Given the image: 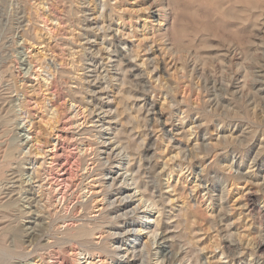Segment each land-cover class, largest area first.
I'll return each instance as SVG.
<instances>
[{"label":"rangeland","instance_id":"rangeland-1","mask_svg":"<svg viewBox=\"0 0 264 264\" xmlns=\"http://www.w3.org/2000/svg\"><path fill=\"white\" fill-rule=\"evenodd\" d=\"M221 4L237 10L239 21L221 14ZM225 48L232 51L222 71L216 59ZM39 62L51 75L46 86ZM81 77L90 94L79 97L105 113L97 123L89 105L78 118L87 119L83 135L67 109ZM13 99L21 117L7 113ZM2 116L12 119L5 127ZM101 124L102 139L130 143L110 163L129 170L127 185L113 189L132 196L125 208L112 204L117 209L94 243L120 233L107 241L120 246L114 259L123 264H264V0H0V144L25 147L14 151L18 159L0 191V205L16 207L11 225L21 228L26 256L9 264L84 262H75L82 258L74 256L77 243L56 244L46 230L51 218L65 220L51 228L57 238L78 225L83 194H97L92 219L114 202V192L100 201L99 183L84 181L78 164L77 140L91 145ZM29 156L42 164L37 179ZM87 158L91 166L94 155ZM124 219L134 227L115 223ZM132 228L141 233L125 232ZM118 239H136L124 258L127 246ZM226 241L231 253L222 248Z\"/></svg>","mask_w":264,"mask_h":264},{"label":"bare ground","instance_id":"bare-ground-1","mask_svg":"<svg viewBox=\"0 0 264 264\" xmlns=\"http://www.w3.org/2000/svg\"><path fill=\"white\" fill-rule=\"evenodd\" d=\"M64 1V0H63ZM155 1V0H154ZM229 1V0H228ZM41 2V1H40ZM163 2V1H162ZM195 2V1H194ZM205 2V1H204ZM227 2V1H226ZM237 2V1H236ZM228 3V2H227ZM103 5V4H102ZM210 5V4H209ZM104 6V5H103ZM44 7V6H43ZM209 7V6H208ZM145 8V7H144ZM225 6H223L222 4L220 5V7H218V10L220 11L221 14H223L224 16L227 15V14H232L234 16V19L237 20V22L239 21V18H238V15H237V10H231V11H226L224 10ZM235 8V6H234ZM44 9V8H42ZM160 9V8H159ZM237 9V7H236ZM163 9H161L162 11ZM203 10V9H202ZM77 11V10H76ZM241 11V10H240ZM71 12V10H70ZM75 12V11H74ZM148 12V11H147ZM164 12V11H163ZM166 12V11H165ZM164 12V13H165ZM231 12V13H230ZM78 13V12H76ZM82 13V12H81ZM67 14V12H66ZM70 14V13H68ZM154 14V13H153ZM205 14V13H204ZM70 15H73V14H70ZM79 14H77L78 16ZM156 16V15H155ZM231 17V16H230ZM229 17V18H230ZM64 18V17H63ZM81 18V17H80ZM162 20L163 21H166V14L165 16L162 15ZM233 18V17H232ZM76 20V19H75ZM86 20V19H85ZM230 20H232L230 18ZM81 21V20H80ZM77 22H78V19H77ZM82 22H83V19H82ZM111 22V21H110ZM170 22V21H169ZM76 23V22H75ZM81 23V22H80ZM82 24V23H81ZM77 25V24H76ZM234 26V24H233ZM78 27V26H77ZM80 27V26H79ZM84 27V26H83ZM240 27V26H239ZM83 29V28H82ZM239 30V29H238ZM109 31V30H108ZM71 36V35H70ZM116 37V36H115ZM165 37H163L164 39ZM166 40V39H165ZM169 40V39H168ZM163 42V41H162ZM257 45V44H256ZM82 46V45H81ZM116 46V45H115ZM261 48V47H260ZM73 49V48H72ZM146 49V48H145ZM234 50V49H233ZM259 50V49H258ZM83 51V50H82ZM232 50L230 49H227L225 48V50L221 53V54H218V58L216 59L217 62L219 64V67H220V70L224 71L226 67H228V64H227V61H228V57L230 56V52ZM136 52V51H135ZM73 53V52H72ZM76 55V54H75ZM130 55V54H129ZM79 56V55H78ZM93 56V55H92ZM232 57V56H231ZM35 58V56H34ZM74 58V57H73ZM107 58V57H106ZM132 58V57H131ZM133 58H137L136 57H133ZM161 58V57H160ZM239 58V57H238ZM124 59H126L124 57ZM207 60V59H206ZM84 61V60H83ZM209 60L205 61V62H208ZM25 61H23L24 63ZM204 62V64H205ZM214 62V61H213ZM22 63V62H20ZM22 63V64H23ZM129 63V62H127ZM132 63V62H131ZM143 63V62H142ZM130 64V63H129ZM203 64V65H204ZM40 65V68L38 69V71L40 72V77L42 78V82L44 83V85L46 86L49 81V78H50V74L47 72V67H44V65L42 63L39 62ZM80 65V64H79ZM132 65V64H131ZM217 65V64H216ZM227 65V66H226ZM133 66V65H132ZM239 66V65H238ZM236 68L237 69H241L240 66ZM86 67V66H85ZM154 67V66H153ZM218 67V68H219ZM72 68V67H71ZM83 68V66H82ZM133 68V67H132ZM139 68V67H138ZM78 69V68H76ZM84 69L86 68H83V71ZM227 70V69H226ZM94 71V70H93ZM140 72V71H139ZM241 72V71H240ZM43 73V75H42ZM76 73V72H75ZM142 73V72H141ZM10 74H11V77L14 76V72L13 70H10ZM63 74V73H62ZM237 74V73H236ZM65 75V74H64ZM240 75V74H239ZM135 76V75H134ZM145 76V75H144ZM242 76V74H241ZM161 77V76H160ZM239 77V76H238ZM70 78V77H69ZM96 78V77H95ZM104 78V77H103ZM72 79H73V76H72ZM75 79V77H74ZM86 79V78H85ZM240 79V77H239ZM83 77L79 78V82L80 83V87L79 89H77L76 91H69V95H68V98H69V102L67 103V109L69 111L68 114H70V120H72V124L70 125H74L75 129H77V131L80 133V135H83L84 133L82 131H88L87 129H80L82 126L85 125V123L87 122L86 118L83 116L82 120L83 122H79V119L78 118H81L82 115H84V110L89 106L91 105L90 109H88L89 113L88 115L91 117V115H94V118H96V122L97 123H103L102 122V118H100V114H105L104 111H102V107H99L97 103H94V102H87L86 101V98L82 97L80 98L79 96L83 94H88L90 91L88 90V88L85 87L84 83L86 82H83ZM94 80V79H93ZM13 81V80H12ZM78 81V80H77ZM83 82V84H82ZM71 83V82H70ZM16 84V82H15ZM88 84V83H86ZM76 85V84H75ZM67 86V84H66ZM106 86V85H105ZM135 86V85H134ZM163 86V85H162ZM104 88V87H103ZM120 88V87H119ZM102 89V88H101ZM65 90V89H64ZM168 91V90H167ZM171 91V90H170ZM110 92V91H109ZM11 93H16L15 94V97L18 95V91L17 89L12 91ZM90 94V93H89ZM92 94V93H91ZM140 96V95H139ZM91 99V98H90ZM114 99V98H113ZM16 102V99H13L12 102H10V107L7 111V113H12L13 117H21L22 115H24V112H23V107L22 106H19V108H17V105L15 104ZM78 104V105H77ZM168 104V103H167ZM77 105V106H76ZM171 105V104H170ZM87 110V109H86ZM20 111V113H18ZM120 112V111H119ZM118 112V113H119ZM6 115V114H5ZM52 116V115H51ZM104 117V116H103ZM2 124L3 126L5 127L7 124H9L11 122L12 119H8L6 118V116H2ZM113 118H116L113 117ZM22 120H25L27 118H21ZM93 119V117H92ZM112 120V119H111ZM89 121V120H88ZM91 123H92V120H90ZM148 122V121H147ZM88 124V123H87ZM95 124V122H94ZM160 125V124H159ZM98 126V125H97ZM105 125H99L98 126V133L97 135L93 136L95 137L93 139L92 142H89L92 143L91 145H88L86 144L82 139H78L77 140V147H76V150H78V164H82L84 165V167L81 169L83 170V176H82V179L85 181L87 179H90L92 177H94V179L92 178L91 180V183H99V188H100V195L102 196V199L100 201L104 202V200H106L108 194H111L112 192H114V196L116 198H114V202H110L109 203V207L110 209H107V208H103L99 214H98V218H89L88 215L90 213H92L93 211V204L95 203V197L97 196V194L95 193H91V196L88 198L86 195L87 194H83L80 198H85V200L83 202H80V208L81 210L83 211V214H82V217L77 220L79 223L78 225H76L74 228H69V227H66L64 229V231L60 232L61 233V236L60 238L58 237L57 238V234L55 233H52L51 232V228L52 226L54 225V223L56 222V220H60L62 219V217H59L58 219H52L51 218V225H50V228L49 225H48V229L46 230L47 234H48V237H51L52 239L54 238L55 239V243L56 244H63V243H66V242H74V243H77V253L74 255L76 258L77 256L78 257H82L81 259L79 260H75V262L77 263L78 261L80 260H83L84 262L82 264H93L92 263V259H94L95 256H101V254L104 256V257H109V259L112 261L111 262H115L114 264H123L124 261H122V259H114L116 258V256H119L120 253H118V250L120 248V246H117V247H114V244L116 243H113L112 241H107L109 238H113V236L115 235H120V233H108V236H107V239H102L100 240V242L98 243H94L92 237L95 235V233H101L105 227V225H107L108 223H110V218H109V215H110V211L113 210V209H117L114 207V203H118V208L120 207H124L125 205L123 203V201L127 198H130L132 196L129 195V194H126L125 196H123V193H124V189H122L121 187L120 188H116V189H113V187H115L116 185L117 186H126L127 184V181H128V178H127V175L126 173L129 172L128 169L125 170V172H121L123 171L122 166L119 164L117 165L116 167H113L114 165H112V163H110V160H112V156H119V154L121 152H126L127 150H129L128 146L130 147V143L128 144H125L123 141H120L118 140L117 136H115L117 138V140H115L113 144H111V141L110 139L108 140H105V139H102V132L100 133V131H103L105 130V128L103 127ZM143 126V125H142ZM111 127V126H110ZM145 127V126H144ZM148 128V127H147ZM80 129V130H78ZM108 129V128H107ZM119 130V129H118ZM120 131V130H119ZM78 134V133H77ZM114 135V134H113ZM147 135V134H146ZM190 135V134H189ZM128 136V135H127ZM77 137V136H76ZM78 138V137H77ZM80 138V137H79ZM84 139V138H83ZM89 141V140H88ZM87 142V141H86ZM13 143V141H12ZM11 143V144H12ZM10 143H7L5 142V144H0V191H1V188L5 187L8 183V177L6 175V173L10 170V168L12 167V165L15 164L16 160L18 158H16L14 156V151L15 150H19V153L22 154L23 153V150L25 149L24 148H21V146H17V149H15L13 147V145H11ZM95 147H93V146ZM25 146H28V145H25ZM33 146V145H32ZM195 146V145H194ZM140 147V146H138ZM137 147V148H138ZM31 148L33 147H30L28 148V152L27 154L28 155H32V152H31ZM137 150V149H136ZM195 150V149H194ZM90 151L89 155H94V158H93V161L92 163L90 164L91 166H89L88 164H85L86 161V158L89 156L88 155V152ZM196 151V150H195ZM128 152V151H127ZM131 152V150H130ZM130 152L128 154H130ZM138 152V151H136ZM135 152V154H136ZM105 155V163H109L107 168H103V165H105L103 163V161H100L99 158H101L100 156L101 155ZM123 154V153H122ZM138 154V153H137ZM121 155V154H120ZM122 156V155H121ZM128 156V155H127ZM120 157V156H119ZM118 157V158H119ZM132 157V156H131ZM88 159V158H87ZM90 160V159H89ZM103 160V159H102ZM145 160V159H144ZM25 162H28L29 166H31V171H32V174L34 175L33 178L31 179H37L38 178V174H39V169L41 167L42 164H39L37 162V159L36 158H26L24 159ZM44 162V161H43ZM103 164H102V163ZM81 165V166H82ZM93 165L95 168H93ZM79 166V165H78ZM80 167V166H79ZM17 168V167H16ZM19 168V167H18ZM42 168V167H41ZM181 168V167H180ZM131 170V169H130ZM18 171H21V169L19 168ZM131 173V171H130ZM96 177V179H95ZM109 177V180L108 181H105L107 178ZM154 179V178H153ZM131 180V179H130ZM129 180V181H130ZM136 182V181H135ZM107 183V184H106ZM142 183V182H141ZM136 184V183H135ZM37 185V184H36ZM40 186V185H39ZM200 186V185H199ZM81 187V186H80ZM88 187V186H87ZM144 187V186H143ZM91 188V187H90ZM84 189H86V186L83 187L82 189H80V191L82 192ZM136 189L138 190V186L136 187ZM135 190V191H137ZM55 191V190H54ZM90 191V189H89ZM89 191L87 193H89ZM139 191V190H138ZM148 191V190H147ZM97 192V191H96ZM140 192V191H139ZM51 193V192H50ZM134 195V194H133ZM78 196V195H77ZM99 196V195H98ZM56 196L53 197V199L55 198ZM143 197V196H141ZM62 199V198H61ZM141 198L139 199V203H140ZM1 202V201H0ZM41 202V201H40ZM13 203V202H12ZM98 203V202H97ZM60 204V203H59ZM16 206V205H15ZM149 206V205H148ZM42 207V206H41ZM47 206H45L43 209L45 210ZM16 207H11L10 204L6 205L5 207H2L0 205V225H2L3 223L7 222L9 223V228L7 230H3L1 227L0 229V264H9L10 263V259H15V258H21L23 256H25V251L24 249L21 248L22 244L19 243L17 241V238H18V235L20 234L21 232V228H18L17 226H13L11 225V223L13 222L12 221V218L15 217V212H16ZM125 208V207H124ZM91 211V212H90ZM118 212V211H117ZM52 217V216H50ZM65 218V217H63ZM69 218V217H68ZM12 221V222H11ZM65 221L64 219L60 220V222H62L64 224ZM116 221V220H115ZM113 222V221H112ZM114 223V222H113ZM115 223H120L122 224L121 227H134L133 224H130L128 223V220L124 219L123 221H116ZM119 224V225H120ZM5 225V224H3ZM2 225V226H3ZM68 226V225H67ZM49 231V232H48ZM58 231V229H57ZM60 231V230H59ZM108 231V230H107ZM125 232H134L135 234L136 233H141V228H135L132 230H127ZM124 232V233H125ZM104 233V231H103ZM123 233V234H124ZM122 234V235H123ZM107 235V234H106ZM32 237V236H31ZM38 237V236H37ZM152 237L154 239H156V236H155V233L153 232L152 233ZM39 238V237H38ZM119 240V244L121 242H123L127 248L124 249L125 251H121V253H124L123 254V258L125 255L128 254V251L131 250V248H133V244H135L134 242H136V239L133 240V242H129L128 245L126 243V240ZM158 240H160L159 242H163L165 240L164 236H161ZM151 241V240H150ZM154 241V240H153ZM38 244V243H37ZM35 244L33 246V252L36 251L37 249L40 250V248H38V245ZM122 244V243H121ZM123 244V245H124ZM160 246H161V243H159ZM64 245V244H63ZM145 245H147V243H145ZM145 245H143L144 247H146ZM131 246V247H130ZM157 247L156 250H158V252H156L158 255L160 253H162V249L164 247ZM234 245L232 243H228V241H226L224 247L222 248H225L224 250L227 251L228 253H231L232 252V249L234 250ZM264 246V243L263 244H260L259 245V248ZM50 247V246H49ZM42 250V248H41ZM38 252V251H37ZM227 255V253H226ZM231 255V254H230ZM232 256V255H231ZM26 257V256H25ZM157 261V260H156ZM101 262V261H99ZM157 263V262H156ZM125 264H128L127 262ZM158 264V263H157ZM162 264V263H161Z\"/></svg>","mask_w":264,"mask_h":264}]
</instances>
